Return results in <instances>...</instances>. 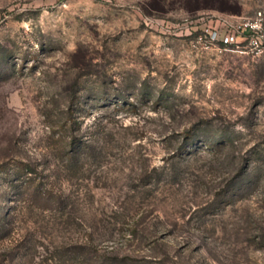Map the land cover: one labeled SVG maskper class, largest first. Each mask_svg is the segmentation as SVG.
<instances>
[{
	"label": "rangeland",
	"instance_id": "rangeland-1",
	"mask_svg": "<svg viewBox=\"0 0 264 264\" xmlns=\"http://www.w3.org/2000/svg\"><path fill=\"white\" fill-rule=\"evenodd\" d=\"M258 11L0 0V264H264V54L198 40Z\"/></svg>",
	"mask_w": 264,
	"mask_h": 264
},
{
	"label": "built area",
	"instance_id": "built-area-1",
	"mask_svg": "<svg viewBox=\"0 0 264 264\" xmlns=\"http://www.w3.org/2000/svg\"><path fill=\"white\" fill-rule=\"evenodd\" d=\"M203 49H234L245 54L259 56L264 54V11L253 17L230 21L221 18L214 27L202 32Z\"/></svg>",
	"mask_w": 264,
	"mask_h": 264
},
{
	"label": "trees",
	"instance_id": "trees-1",
	"mask_svg": "<svg viewBox=\"0 0 264 264\" xmlns=\"http://www.w3.org/2000/svg\"><path fill=\"white\" fill-rule=\"evenodd\" d=\"M21 165V169L24 170V172L31 173L32 169L29 168L26 164L19 163ZM33 180L32 179H27L24 181V188L29 189L31 185L33 186ZM26 190V191H27ZM30 197L32 200L35 201H45V202H51V200H57V197L53 196L50 192H47L39 187V185L35 186V189L30 192Z\"/></svg>",
	"mask_w": 264,
	"mask_h": 264
}]
</instances>
